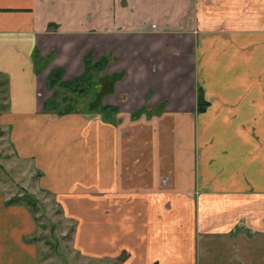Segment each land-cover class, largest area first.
Here are the masks:
<instances>
[{"label": "crops", "instance_id": "obj_1", "mask_svg": "<svg viewBox=\"0 0 264 264\" xmlns=\"http://www.w3.org/2000/svg\"><path fill=\"white\" fill-rule=\"evenodd\" d=\"M89 53L106 63L91 108L118 110L47 113L50 71L79 77ZM0 76V125L52 174L39 183L79 220L77 252L264 264V0H0ZM7 203L0 192V264H38L34 216Z\"/></svg>", "mask_w": 264, "mask_h": 264}, {"label": "rangeland", "instance_id": "obj_2", "mask_svg": "<svg viewBox=\"0 0 264 264\" xmlns=\"http://www.w3.org/2000/svg\"><path fill=\"white\" fill-rule=\"evenodd\" d=\"M5 81V77L0 76V112L5 111L8 107ZM64 94L65 92L61 98ZM61 98H59V103H61L62 109L68 104H72L74 107L73 111L66 113L67 115L95 113L106 118L107 112L104 109L100 107L93 109L92 105L90 106V102L95 101L94 92L75 96L73 100L61 101ZM46 112L60 115L57 109ZM111 122L112 124L117 123L116 120ZM72 131L78 132L77 130ZM104 146L102 138H93L90 150L102 149ZM14 148L15 146H12L9 139L8 128L0 125V192L9 200L6 205H23L34 216L36 235L32 238L26 237V239L37 242L39 246L38 264H107L105 261L95 262V259L76 251L73 239L79 220L65 216L63 205L55 197L57 193L48 188L44 189L39 183L43 174L48 175L49 180H51L52 174L38 168L34 159L17 154ZM138 148L137 145H131L132 150Z\"/></svg>", "mask_w": 264, "mask_h": 264}, {"label": "trees", "instance_id": "obj_3", "mask_svg": "<svg viewBox=\"0 0 264 264\" xmlns=\"http://www.w3.org/2000/svg\"><path fill=\"white\" fill-rule=\"evenodd\" d=\"M54 54L42 58L37 56L35 59L36 70L38 72L43 71L53 59ZM106 63L105 60L100 62H94L93 54L89 53L85 57V69L82 75L76 77L72 80H65L63 68H55L50 71L47 76V86L53 91V95L46 101L45 111H53L55 109L59 110L58 114H66L73 111V105L68 104L61 108V103H59V98H61L63 92L65 94L60 99L61 101L73 100L75 96L81 94H88L94 92L95 100L98 98V95L101 94V72L105 69ZM96 101H91L90 106L94 105ZM205 106L203 93L200 91L199 100H198V109L203 110ZM100 108L104 109L106 112H115L118 109L106 105H100Z\"/></svg>", "mask_w": 264, "mask_h": 264}]
</instances>
